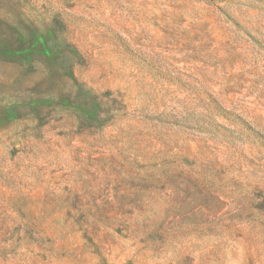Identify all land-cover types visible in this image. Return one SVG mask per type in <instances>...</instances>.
I'll list each match as a JSON object with an SVG mask.
<instances>
[{
  "label": "rangeland",
  "instance_id": "obj_1",
  "mask_svg": "<svg viewBox=\"0 0 264 264\" xmlns=\"http://www.w3.org/2000/svg\"><path fill=\"white\" fill-rule=\"evenodd\" d=\"M0 264H264V0H0Z\"/></svg>",
  "mask_w": 264,
  "mask_h": 264
}]
</instances>
